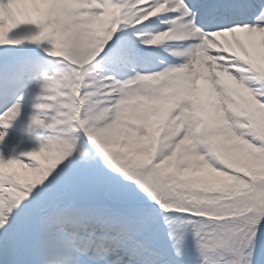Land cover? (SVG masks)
Here are the masks:
<instances>
[{
	"label": "snow or ice",
	"instance_id": "1",
	"mask_svg": "<svg viewBox=\"0 0 264 264\" xmlns=\"http://www.w3.org/2000/svg\"><path fill=\"white\" fill-rule=\"evenodd\" d=\"M0 264H264V0H0Z\"/></svg>",
	"mask_w": 264,
	"mask_h": 264
}]
</instances>
